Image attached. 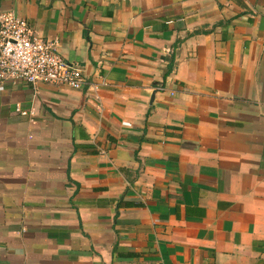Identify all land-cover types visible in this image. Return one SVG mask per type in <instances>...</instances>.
Instances as JSON below:
<instances>
[{
    "label": "crops",
    "instance_id": "0c3cea01",
    "mask_svg": "<svg viewBox=\"0 0 264 264\" xmlns=\"http://www.w3.org/2000/svg\"><path fill=\"white\" fill-rule=\"evenodd\" d=\"M6 11L89 86L0 90V264H264V0Z\"/></svg>",
    "mask_w": 264,
    "mask_h": 264
},
{
    "label": "built area",
    "instance_id": "2783aa9c",
    "mask_svg": "<svg viewBox=\"0 0 264 264\" xmlns=\"http://www.w3.org/2000/svg\"><path fill=\"white\" fill-rule=\"evenodd\" d=\"M17 82L32 87L49 83L72 90L89 86L82 69L60 56L55 41L38 37L26 20L6 11L0 13V90L5 83Z\"/></svg>",
    "mask_w": 264,
    "mask_h": 264
}]
</instances>
